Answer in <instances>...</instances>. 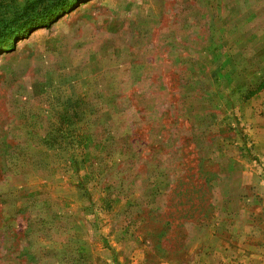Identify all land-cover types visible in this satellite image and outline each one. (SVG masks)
I'll return each mask as SVG.
<instances>
[{
    "label": "rangeland",
    "instance_id": "374dc122",
    "mask_svg": "<svg viewBox=\"0 0 264 264\" xmlns=\"http://www.w3.org/2000/svg\"><path fill=\"white\" fill-rule=\"evenodd\" d=\"M63 1L0 0V264H264V0Z\"/></svg>",
    "mask_w": 264,
    "mask_h": 264
},
{
    "label": "trees",
    "instance_id": "16d2710c",
    "mask_svg": "<svg viewBox=\"0 0 264 264\" xmlns=\"http://www.w3.org/2000/svg\"><path fill=\"white\" fill-rule=\"evenodd\" d=\"M69 1H71V0H65V1H63L62 3H63V5H64V4H67ZM55 11H56V10H52L50 14H53V12H55ZM8 39H9V38H8Z\"/></svg>",
    "mask_w": 264,
    "mask_h": 264
}]
</instances>
